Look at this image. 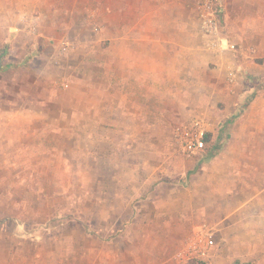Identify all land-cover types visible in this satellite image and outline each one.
<instances>
[{
  "label": "rangeland",
  "instance_id": "374dc122",
  "mask_svg": "<svg viewBox=\"0 0 264 264\" xmlns=\"http://www.w3.org/2000/svg\"><path fill=\"white\" fill-rule=\"evenodd\" d=\"M148 1L125 0L107 27L61 0H12L23 15L5 29L0 0V262L264 264V0L228 4L234 80L204 46L197 0ZM123 21L155 29L149 102L119 95L106 64L147 57L113 41ZM195 116L207 129L189 156L178 138ZM228 140L244 163L221 171Z\"/></svg>",
  "mask_w": 264,
  "mask_h": 264
},
{
  "label": "crops",
  "instance_id": "0c3cea01",
  "mask_svg": "<svg viewBox=\"0 0 264 264\" xmlns=\"http://www.w3.org/2000/svg\"><path fill=\"white\" fill-rule=\"evenodd\" d=\"M146 1L148 4L150 3L148 0ZM61 2L62 3L60 6H64V7L59 9L60 10L58 11L59 13L68 14L69 12H71L73 15L78 12L85 13L86 11L90 9L91 10L90 14L96 15L97 13L100 23L105 24L107 27H109V25H114L111 23L112 15H117V14L125 15L126 12L131 11V9L129 8V5L125 3V0H61ZM152 2H154V0H152L151 3ZM229 2L230 0H223V5L225 4L227 8L226 15L224 16V20L226 21V24L228 23L231 17L230 12L228 10ZM36 3H38V5H41V6L42 4H45L42 1L40 2L37 1ZM94 3L96 4L92 5ZM147 3L146 5H144L145 13H149L153 9V6H151V10L148 9L150 8V6H147L148 5ZM12 4H13L12 0H3V5L5 9H7V13H8L7 20L9 21L3 27L5 29H12V27H16L17 25H19L20 23H17L16 20H18L23 15L22 14L23 11L21 10L17 14H15L16 19L14 18L13 20L11 16ZM55 12L57 11L55 10L45 11V14L42 18L43 19L42 22L45 23L47 21L46 14H49V13L55 14ZM123 18L125 17L123 16ZM4 21H6L5 15H4ZM59 23H61L60 25H62L66 29L71 28L73 26L74 28L79 26L76 19H74L73 21L71 20L68 23L65 20L64 21L59 20ZM45 26L46 25H42V27H45ZM143 26H145V24H143ZM40 27L41 25L39 26V28ZM115 28H116V38H113V41L115 40L123 48L127 46L138 45L140 43L147 45V48H148L147 57H124L123 55L116 56L114 58L105 57L107 58L106 59L107 65L108 63L110 64L111 63L110 60H112V62L114 61V66H116L117 93L119 95H122L124 94V89L128 90V88H131L132 94L137 97L136 98L137 102H140L141 100L140 94L144 96L143 98L144 100H148L149 102L150 94H153L152 91L155 90V78H156V72H157V57H155V42H156L155 40L156 39H155L154 26L150 22H147L144 29L137 31L136 29L138 28H136V25L130 26L129 24L124 23L123 21L120 26L119 24H117ZM108 30H111V28ZM84 42L86 43L87 39H85ZM124 53H127V52L123 50V54ZM208 53L211 54L212 57H215L216 62L218 63L219 66L222 67L224 72L226 71L228 73L229 70L234 67L233 64H235V60L231 58L230 56V53H231L230 49H224V50L217 49V48L208 49ZM88 58H91V57H88ZM145 78H147V81ZM150 84H151V88H150ZM91 93H92V88H90L87 94H91ZM91 95H93V93ZM145 95L149 97L146 99ZM252 103L253 102H250V104L248 105V112L254 109V107L252 106ZM233 107L235 108V105H233ZM90 108H91V105L89 106V109ZM244 113L245 111L241 112L239 116L240 115L243 116ZM220 138L221 136L218 135V139H217L218 143L220 142ZM231 142L232 141L228 140V143L225 144V146L219 153L220 160L217 163L218 170L225 171L226 169H228L227 167H233L235 165L237 167L238 165H242V163H244L243 158L245 156H244L243 151L239 149L238 146H235ZM212 168L216 170V167L213 166ZM0 264H11V263H8V262L6 263L4 261V262H0Z\"/></svg>",
  "mask_w": 264,
  "mask_h": 264
},
{
  "label": "built area",
  "instance_id": "2783aa9c",
  "mask_svg": "<svg viewBox=\"0 0 264 264\" xmlns=\"http://www.w3.org/2000/svg\"><path fill=\"white\" fill-rule=\"evenodd\" d=\"M196 14L199 28L205 39L207 49H227L225 44V22L223 15V0H197ZM231 80L236 77V69L229 70ZM207 129V123L202 116L193 117L179 133L178 142L184 152L191 156L203 145V138Z\"/></svg>",
  "mask_w": 264,
  "mask_h": 264
},
{
  "label": "trees",
  "instance_id": "16d2710c",
  "mask_svg": "<svg viewBox=\"0 0 264 264\" xmlns=\"http://www.w3.org/2000/svg\"><path fill=\"white\" fill-rule=\"evenodd\" d=\"M240 114V113H239ZM199 264H204V262H199ZM234 264H239V262L238 261H236ZM248 264H250V263H248Z\"/></svg>",
  "mask_w": 264,
  "mask_h": 264
}]
</instances>
